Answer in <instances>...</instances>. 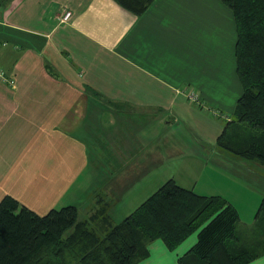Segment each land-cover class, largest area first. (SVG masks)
<instances>
[{"label":"crops","instance_id":"1","mask_svg":"<svg viewBox=\"0 0 264 264\" xmlns=\"http://www.w3.org/2000/svg\"><path fill=\"white\" fill-rule=\"evenodd\" d=\"M236 42L235 16L222 0H154L140 15L116 0H2L0 69L14 83L0 77V200L11 195L41 215L74 205L80 219L112 225L137 208L117 217L114 198L172 157L178 168L169 179L225 197L239 212V231L252 226L264 166L206 147L217 149L243 91ZM151 124L162 134L147 141L140 133ZM134 148L128 167H117ZM91 165L118 173L116 181L99 174L103 184L82 211ZM243 213L254 215L244 221ZM197 240L194 231L171 249L156 238L135 264H181ZM247 264H264V253Z\"/></svg>","mask_w":264,"mask_h":264},{"label":"trees","instance_id":"2","mask_svg":"<svg viewBox=\"0 0 264 264\" xmlns=\"http://www.w3.org/2000/svg\"><path fill=\"white\" fill-rule=\"evenodd\" d=\"M140 15L154 0H116ZM234 13L237 75L243 91L217 145L255 158L264 166V0H222ZM2 2V0H0ZM100 216V211L96 214ZM239 212L225 197L204 195L170 178L116 224L80 219L65 205L38 214L18 199L0 200V264H135L147 243L161 238L175 248L199 229L181 264H247L264 253V239L244 244L264 230V199L255 223L239 231Z\"/></svg>","mask_w":264,"mask_h":264},{"label":"rangeland","instance_id":"3","mask_svg":"<svg viewBox=\"0 0 264 264\" xmlns=\"http://www.w3.org/2000/svg\"><path fill=\"white\" fill-rule=\"evenodd\" d=\"M47 53V51H46ZM47 58H45V62H46V66L47 68L51 69V72H56V74H58L59 76L61 75L59 71L56 70V68H54V66L52 65V63L48 60L46 61ZM62 91H66V88H62ZM80 90V89H79ZM82 92H94L93 90H87V89H82L80 90ZM109 109H123L125 107H123L122 105L119 104H114L110 101L107 102ZM157 129L156 132H151L153 129ZM144 132H141V136L144 137L145 140H149L154 136V140L159 137L161 134H158L161 131V128H159L156 125H149L146 126L144 128ZM182 131H186V129L183 127L181 129ZM150 132V134H149ZM185 135H189V133L184 132ZM193 138H196L194 135H191ZM190 136V137H191ZM110 141H112V139H114V134L111 132L110 134ZM191 137V138H192ZM195 142H197L195 140ZM198 143V142H197ZM206 145V144H205ZM209 147V152H212V149L220 151V152H225L227 153L229 156H233L236 158H239L243 161H246L247 164L249 165H253L254 163L258 162L257 159L255 158H246V157H242V156H238L233 154V152H229L227 151L225 148H222L220 146H216L217 149H215L212 145L207 144L206 147ZM134 147V146H132ZM141 147V146H140ZM212 148V149H211ZM137 148L134 149H126L124 151V154L120 155L121 156V161L119 162L120 164H118L117 167H121V164H123V167H128L127 165V161L131 160L133 157H135L137 155ZM140 152L142 151V147L139 149ZM138 150V151H139ZM213 150V151H214ZM205 156L208 157L210 155V153L207 152V150L205 151ZM141 155H144L141 154ZM214 155V157L217 156V154H212ZM168 161L170 162L169 164L166 162L163 164H151L149 166V168L144 169L142 172H140V175L138 177V180L135 181L134 183H132V181L130 182V186H128V189L126 188L125 191H123L122 195H118L117 197L114 198V201L117 202L116 208H114L115 206H113L112 210L114 212H116L117 210L120 211L118 216L124 215L126 213H128V211H132L135 209V207H138V205H140L148 196H150L152 193H154L165 181H167V179H169L170 177V173L174 172L177 170L178 166V159L175 158H169ZM131 162V161H130ZM175 164V165H174ZM210 166V165H209ZM212 167V165H211ZM108 168V170H107ZM107 168L103 167L100 169V167L98 166H94L91 165V169L86 171V175L90 176V185L88 188H85L84 190L88 189L86 191V194L83 197H79V199L77 200L79 202V200L81 201V203L79 204L81 206V210L82 211H86L88 204L92 203L93 201L90 200V191L94 188L99 187L101 184H103V182H101V177L99 176V174H103V176H107V179L116 181V173H118L117 171H113L114 170V166H107ZM117 169V168H116ZM115 169V170H116ZM123 169V168H122ZM128 170V169H127ZM100 171V172H99ZM109 171H112L113 174L109 173ZM118 176H121V174H119ZM109 182H107L108 185ZM106 186V185H105ZM104 186V187H105ZM110 199H112V196H109ZM113 201V202H114ZM116 214V213H115ZM244 216V221H249V217H252L254 214H246L243 213L242 214ZM99 223H102V221H99ZM252 223V222H250ZM239 225H242L241 221H239ZM240 228V226H239ZM200 229V228H199ZM199 229L197 231H195V233H198ZM264 239V230H261L259 227L256 228L253 232L250 233V235L247 233L246 235V239H245V243L244 244H252V246L257 245L261 240Z\"/></svg>","mask_w":264,"mask_h":264},{"label":"built area","instance_id":"4","mask_svg":"<svg viewBox=\"0 0 264 264\" xmlns=\"http://www.w3.org/2000/svg\"><path fill=\"white\" fill-rule=\"evenodd\" d=\"M71 15H72L71 11H69V10L65 11V13L63 14V17H62V21H67L71 17ZM0 77H2L5 80H8L9 83H12V84L14 83V80L13 79H9V77L6 75V73L2 69H0ZM191 96L193 98H196L195 94L191 95Z\"/></svg>","mask_w":264,"mask_h":264}]
</instances>
